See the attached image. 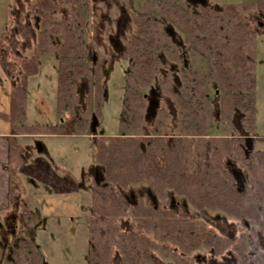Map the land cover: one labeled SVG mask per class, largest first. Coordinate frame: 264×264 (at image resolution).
<instances>
[{"label": "trees", "instance_id": "1", "mask_svg": "<svg viewBox=\"0 0 264 264\" xmlns=\"http://www.w3.org/2000/svg\"><path fill=\"white\" fill-rule=\"evenodd\" d=\"M82 1L74 0L75 6L80 8ZM59 2L62 0H35L31 4L41 30L33 53L19 61L21 74L12 87L11 112L1 114L14 133L38 134L41 126L60 133L58 126L25 122L28 81L39 73L41 58L53 53L59 56L60 65L58 106L74 99L75 79L89 76L90 104L98 127L102 126L105 64L109 58L100 56L91 70L79 38L78 21L60 16ZM239 5L254 8L264 18V0ZM239 5L195 7L181 0H143L140 5L134 18L137 33L129 38L122 56L131 62L132 76L123 101L126 117L120 120L121 132L98 134L94 140V161L104 176L93 188L101 212L90 219L89 264H196L191 255L199 249L222 255L229 247H233L239 264H264L260 254L264 240L258 239L261 231L255 234L258 238L243 233L236 240L218 234L201 220L155 208L143 199L132 206L120 192L112 190L114 186L127 189L149 183L161 200L168 201L170 194L182 196L200 211L218 210L242 220L247 227L254 223L264 226V150L254 149L255 135L206 136L201 132L210 121L201 98L205 80L202 69L186 71L176 92L167 87L173 95L178 132L166 131L170 114L165 110L153 121L151 130L145 120L146 94L142 90L155 85L164 67V54L172 58L178 55L172 39L161 28V14L181 29L195 45V54L208 62L210 74L223 90L226 119L236 112L255 123L259 32L246 21ZM9 30L8 21L0 32V46ZM15 153L13 150V160ZM129 214L135 221L134 230L125 231L120 220ZM154 251L172 262L159 260ZM3 252V264H45L32 238L11 247L4 244Z\"/></svg>", "mask_w": 264, "mask_h": 264}, {"label": "rangeland", "instance_id": "2", "mask_svg": "<svg viewBox=\"0 0 264 264\" xmlns=\"http://www.w3.org/2000/svg\"><path fill=\"white\" fill-rule=\"evenodd\" d=\"M35 0H0V31L10 22V30L0 48V108L9 105L11 84L15 85L21 74L20 59L28 58L34 51L38 34L41 30L38 21L31 13V4ZM186 5L198 7L208 4L222 7L225 4H242L253 0H181ZM143 0H83L79 7L74 0L59 2V15L78 21L80 41L86 48L88 64L93 66L100 56L109 58L105 64L106 79L104 80V101L101 113V127L90 104L91 83L89 76L78 77L76 95L64 106H58L57 81L60 70L59 56L56 53L41 58L40 71L28 81V122L35 125L58 126L59 132L77 134L69 140L70 148L63 151L76 150L77 158L84 168L80 177L83 191L91 194H13L9 210L5 212V230L3 240L6 246H15L17 242L32 238L38 243L40 252L45 257V264H89V229L90 219L100 214L99 201L93 195L96 183L103 178L101 166L94 161L95 135H116L120 133V120L126 117L123 101L128 88V78L132 76L131 62L122 60L129 38L137 33L134 18ZM248 21L259 32L257 54V89L256 116L252 124L244 114L234 113L226 119L223 112V90L216 79L210 74V67L205 59L195 54L193 42L170 20L158 14L163 31L167 32L177 49V57L163 55L164 67L151 88H144L146 94V126L151 130L154 120L161 112L167 111L166 131L178 132L180 125L174 116L175 105L173 92L179 89L186 71L200 68L205 73L204 88L201 98L207 106L210 121L201 132L206 136H257L254 141L255 150H264V18L254 8L246 9L239 5ZM5 24V25H4ZM2 25V26H1ZM92 73V72H91ZM168 84H164V81ZM168 85V86H167ZM5 97V98H4ZM6 99V100H5ZM8 109V108H7ZM6 109V110H7ZM157 121H155L156 123ZM57 134L51 128L42 127L41 136ZM46 143L50 138L40 137ZM53 141H56L54 138ZM57 144V143H56ZM58 148V149H60ZM69 154V153H68ZM67 160L70 155H65ZM65 157V158H66ZM235 167L239 166L234 164ZM233 169V165L231 166ZM243 172L245 170L243 169ZM91 188V190H90ZM113 191L120 192L130 205H137L143 199L158 209H171L178 215H187L194 220L203 221L218 234L238 239L243 233H260L259 241H263L264 226L254 223L247 227L242 220L228 216L221 211L206 209L200 211L192 206L184 197L170 194L168 201L157 197L155 188L149 184L132 185L129 188L114 186ZM17 195V199L15 197ZM53 199V209H47L51 203L45 198ZM61 195V196H59ZM49 197V196H48ZM17 201V202H16ZM16 202V203H15ZM264 217V213H263ZM120 223L125 231L134 230L132 215H126ZM254 225V228L252 229ZM263 253V254H262ZM159 260L171 263L172 260L154 251ZM262 255L264 252L261 251ZM196 264H239L233 247L224 254L215 255L204 248L191 255ZM120 258L118 248L115 250V261ZM0 264H3L2 262Z\"/></svg>", "mask_w": 264, "mask_h": 264}, {"label": "crops", "instance_id": "3", "mask_svg": "<svg viewBox=\"0 0 264 264\" xmlns=\"http://www.w3.org/2000/svg\"><path fill=\"white\" fill-rule=\"evenodd\" d=\"M13 86L11 84L9 105L5 104L8 109L0 108V263L4 257L5 223L3 215L14 202L11 194H61L66 196L91 194L89 190L83 191V186L80 184V176H83L82 169L85 166L83 167L84 164L78 160L76 150L62 152L60 148H70L68 145L70 141L65 139L76 138L77 134L60 132L41 136L40 134L14 133L11 123L2 117L1 114L11 112ZM1 87H4V82H0V92H2ZM1 99L0 97V106L5 103L1 102ZM28 116L27 112L25 122H28ZM40 137L50 138V141L43 143L39 141ZM53 138L56 141H53ZM13 150L16 152L14 160ZM65 155H70V158L67 160ZM101 170L103 171L102 167ZM45 198L51 203L46 208L53 209V199L50 195Z\"/></svg>", "mask_w": 264, "mask_h": 264}, {"label": "flooded vegetation", "instance_id": "4", "mask_svg": "<svg viewBox=\"0 0 264 264\" xmlns=\"http://www.w3.org/2000/svg\"><path fill=\"white\" fill-rule=\"evenodd\" d=\"M135 26H136V25H135ZM125 50H126V49H125ZM124 52H125V51H124ZM121 58H122V57H121ZM122 60H124V61H130V60H125V59H123V58H122ZM103 176H104V173H103ZM236 240H237V239H236ZM119 259H120V258H119ZM119 259H118V260H119ZM236 259H237V257H236ZM237 262L239 263L238 259H237ZM195 263H196V262H195Z\"/></svg>", "mask_w": 264, "mask_h": 264}]
</instances>
